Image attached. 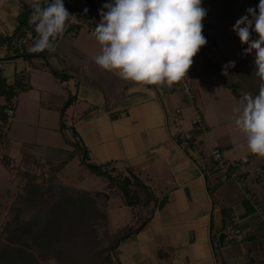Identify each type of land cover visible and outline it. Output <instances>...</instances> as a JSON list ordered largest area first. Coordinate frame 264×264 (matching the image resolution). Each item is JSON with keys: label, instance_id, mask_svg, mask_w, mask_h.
I'll use <instances>...</instances> for the list:
<instances>
[{"label": "crops", "instance_id": "crops-1", "mask_svg": "<svg viewBox=\"0 0 264 264\" xmlns=\"http://www.w3.org/2000/svg\"><path fill=\"white\" fill-rule=\"evenodd\" d=\"M25 1L28 5L29 0ZM104 3L105 0H72L71 6L82 12L87 8L100 17L98 10ZM258 3L259 0H202L208 12L202 21L207 24L203 28L207 44L201 50L210 48L204 54L210 61L221 67L218 59L225 58L219 48L222 31L229 38L239 39L232 26L247 8ZM24 19L18 0H4L0 3V36L13 34L21 23L20 30ZM210 35L216 37L213 44L208 40ZM68 45L70 40L65 35L55 55L59 58L60 51H67ZM245 47L241 45V49ZM201 50L193 58L188 77L169 87L125 81L115 72L100 68L94 61L99 49L90 52L93 56L84 53L73 62L64 60L62 66L72 73H65L67 77L59 81L47 68L48 64L55 68L51 63L36 60L33 63H39V68L27 70L25 62L18 58L22 56L11 58L0 48V76L12 82L15 74L24 70L31 84V89L15 98L13 117L26 116L39 122L42 116L45 123L47 111H53L58 115V124L54 119L55 124L51 120V126L42 127L59 129L58 108L70 99L61 129L69 127L74 134L65 139H79L88 151V162H113L126 172L132 170L146 186L141 190L144 205L139 207L135 224L137 227L143 221V227L118 246L116 259L120 264H244L250 260L264 264V177L255 179L246 173L242 175L244 182L231 176L224 178L215 170L207 146H218L227 160L250 156L263 168L264 157L249 152L245 134L234 123L233 109L238 107L232 102L235 97L216 69L206 67ZM52 63L56 64V60ZM185 83L189 91L182 89ZM196 114L202 120V131L192 125ZM173 119L180 120L178 127L172 124ZM183 132L195 139L191 146L178 142L177 133ZM66 133L69 135V131ZM24 153L56 161L32 152L21 155ZM83 180L79 177L80 182ZM256 204L263 207L262 212L256 210ZM225 207L231 211V220L226 224L221 210ZM129 211L131 220L130 208ZM228 224L240 229L231 241L224 234Z\"/></svg>", "mask_w": 264, "mask_h": 264}, {"label": "clouds", "instance_id": "clouds-1", "mask_svg": "<svg viewBox=\"0 0 264 264\" xmlns=\"http://www.w3.org/2000/svg\"><path fill=\"white\" fill-rule=\"evenodd\" d=\"M31 7L29 23L36 37L29 51H55L54 42L73 14L64 0H31ZM245 11L232 31L247 45L242 53H254V72L261 82L256 95L242 94L241 105L233 109L234 123L245 134L249 152L264 157V0ZM98 12L92 35L101 51L94 61L125 81L170 87L188 77L193 58L207 44L202 21L208 9L202 0H109ZM234 66L235 61H229L225 69Z\"/></svg>", "mask_w": 264, "mask_h": 264}, {"label": "rangeland", "instance_id": "rangeland-1", "mask_svg": "<svg viewBox=\"0 0 264 264\" xmlns=\"http://www.w3.org/2000/svg\"><path fill=\"white\" fill-rule=\"evenodd\" d=\"M67 37L70 40V45H68L67 51H60L59 58L55 52L46 54L45 57L18 58L25 62L27 70L34 71L39 68V63H33L39 60L44 64L51 63L59 72L65 74L72 72L62 66L64 60L73 62L79 55L84 53L92 55L90 52L94 49L101 50V45L95 37L84 30L71 31L67 33ZM219 48L224 53L225 58L218 59V62L226 71L230 68L225 69L227 62L235 61L236 63L239 60L242 53L241 43L239 39L229 38L223 30L219 40ZM53 59L56 60V64L52 63ZM215 66L216 61L209 60L206 63L208 69ZM71 81L70 86L73 87L74 79ZM2 101L0 98V102ZM232 102L238 107L241 105V101L236 99ZM226 107L230 108V104H226ZM224 110L228 111L227 108ZM46 117L47 119L44 120L47 122L45 123L42 121V116L39 122L36 118L30 117L29 120L26 116L22 118L12 117V123L6 132L8 146L5 145L7 142L0 146V241L4 244L0 248V264H33L35 262L37 264H77L74 256L76 251H72L75 246L79 245V250H90L96 247V238L99 236L98 227H96L94 219L87 217L84 225L86 232L75 233L74 238L71 239L72 242L66 241L67 243H65L64 241L63 247L52 248L55 244L54 241H56L52 235L58 237L61 233L60 228L55 226L57 229L55 228V232L51 233L42 224L44 215L41 216L40 213V216H35L34 214L35 211L39 210L38 207H35L34 198L42 187L45 190L48 189V198L57 195L58 186L84 188L86 191L102 194L107 201L108 219L106 227L110 234H114L124 224L131 221L129 208L122 207L124 205L121 199L106 189L107 179L104 176L92 173L87 166L82 164L79 150L61 170H55V165L60 160L65 159L77 147V144L74 143L76 139L70 140V142L65 139L66 137H73L74 132L69 127L64 129L42 127L44 124L51 126V120L53 124H55L54 119L56 122L58 120V115L53 111H47ZM65 130L69 131V135ZM208 137L211 141L210 134ZM23 152H32L39 154V156L44 155L56 161L36 165L29 160L23 165L20 156ZM4 154L13 156L14 166L6 168L3 165L2 156ZM225 155L228 156L227 151ZM92 174L94 178H92ZM31 175H35V178L30 180ZM79 177H84V180L80 182ZM43 179L47 181L43 182ZM133 185L135 184L133 183ZM34 187L37 190L35 197L32 196ZM70 222L74 226L79 223L73 217L70 218ZM135 222L138 224V220Z\"/></svg>", "mask_w": 264, "mask_h": 264}, {"label": "trees", "instance_id": "trees-1", "mask_svg": "<svg viewBox=\"0 0 264 264\" xmlns=\"http://www.w3.org/2000/svg\"><path fill=\"white\" fill-rule=\"evenodd\" d=\"M21 4L23 18L26 16L27 3L25 0H18ZM72 0H64V4L71 9ZM21 23L19 24V28ZM19 28L14 32H18ZM13 33V34H14ZM253 38L256 35H252ZM11 36H0V45L8 40ZM208 40L211 43H215L216 37L210 35ZM210 48L202 49V60L206 64L209 59L204 55L206 51ZM11 55H20L24 58H31V53H20V52H10ZM40 55L46 56V53L41 52ZM254 53L249 55L242 54L241 58L235 63L234 67L229 70L224 71L219 65H216V73L218 77L223 81L225 86L230 90L231 94L237 100L242 101V94L250 92L256 95L259 90L260 79L256 76L254 72ZM47 68L52 73L55 79L62 81L66 76L63 72H59L57 69L53 68L50 64ZM31 89V84L29 83L28 75L24 70L18 71L12 82L7 81L4 77L0 76V97L3 99V103L0 104V144L6 141V132L8 131L11 121H8L6 110H14V100L22 92H26ZM71 100L68 99L64 104L58 108L59 110V123L60 128L63 126L62 117L66 108L69 106ZM7 125L6 131L2 130L3 125ZM76 135V133H75ZM178 142L184 144V146H191L195 139L193 137L185 138L181 137V133H177ZM81 142L79 139L75 140V147L68 156L60 160L58 164L55 165V170H61L63 166L73 158V155L79 150L82 164L87 166V168L96 175L104 176L107 179L106 189L111 191L114 196H118L122 204L127 206L131 210V221L124 224L120 229L114 234H110L107 230L106 224L108 219L107 214V201L102 194L93 193L86 191L84 189L73 188L69 186H58L57 195L55 197L48 198L47 190L40 189L35 197L36 189L33 188L32 196H34L35 207L39 210L35 211V216H43V222L46 230H50L51 233L55 232V226L60 228V235H52L56 241H54L53 249L55 247H63L64 241L72 242L71 239L74 238L75 233L86 232L85 220L87 217H91L96 221V227H98V238H96L97 245L93 249L83 250L78 249L79 245L75 246L72 251H76L74 256L77 264H120L116 259V252L118 246L138 231L139 227L143 223L141 221L139 226H135V221L137 220L138 212L140 206L144 205V200L141 196V190H144L146 186L139 180V178L132 172V170L119 169L115 166V163L108 162L105 164H95L87 161L88 151L83 144L77 143ZM7 145V143L5 144ZM31 163L40 165V163H50L48 159H39L32 154L24 153L21 155L22 164L25 165L27 161ZM3 165L6 168L14 166V158L8 154L2 156ZM35 175L30 176V180L34 179ZM46 182V179L42 180ZM42 182V183H43ZM133 183L135 185H133ZM43 186V185H41ZM55 192V190H54ZM222 214L224 216L225 224L231 220V211L228 208H222ZM76 222H79L77 226H74L70 222V218ZM145 220L144 222H146ZM60 226V227H59ZM143 227V226H141ZM57 229V228H56ZM65 229V232L62 231ZM63 234V236H62ZM4 244L0 241V248ZM44 255V254H43ZM22 258V257H21ZM43 258V257H42ZM23 262V261H21ZM80 262V263H79ZM33 264H37L36 262ZM244 264H256L253 260H250Z\"/></svg>", "mask_w": 264, "mask_h": 264}, {"label": "built area", "instance_id": "built-area-1", "mask_svg": "<svg viewBox=\"0 0 264 264\" xmlns=\"http://www.w3.org/2000/svg\"><path fill=\"white\" fill-rule=\"evenodd\" d=\"M109 2V0H105V3ZM65 7L68 9L70 13L73 14V19L69 23V26L67 30L64 32V34L59 37L54 43H55V51L57 50V47L60 43V41L63 39L67 33L71 31L76 30H84L88 34L92 35V30L95 28L96 22L98 23L100 20V17L95 15L94 13L87 11V13L82 11L73 10L72 8L69 9L66 5ZM33 9L31 7V0H29V4L26 11V16L24 19L23 27L16 33L11 34V36L8 40L4 41L0 48L7 52H20V53H31V54H40L39 53H33L30 52L29 49L34 43V39L36 37V33L34 31V26L29 23V17L32 15ZM203 28L207 27V24H203ZM55 51L49 52L47 50L43 51V53L46 54H52ZM182 89L184 91H189L190 86L189 84L185 83L182 85ZM180 110L177 109L176 113H178ZM6 115L8 121L12 120V117L14 115L13 109H7ZM179 119H173L172 124L175 127H178L180 125ZM7 125L2 126V130L6 131ZM192 125L195 127L197 131H202L204 129L202 120L200 118L199 114H196L195 118L192 120ZM182 137L189 138V134L187 132L181 133ZM5 143L2 142L0 146ZM207 152L211 158V160L214 163V168L216 171L220 172L224 178L226 177H233L241 182H244V179L242 177L243 174H252L255 179H262L264 177V168L261 165L255 164L252 162L250 156H245L240 159L236 160H227L223 157L222 151L218 146H207ZM250 198L251 195H249ZM255 208L258 212L263 211V207L259 204L255 205ZM264 219V216H263ZM240 232V229L235 226L234 224H228L224 229V234L226 235L227 239L229 241L232 240V238L237 235Z\"/></svg>", "mask_w": 264, "mask_h": 264}, {"label": "water", "instance_id": "water-1", "mask_svg": "<svg viewBox=\"0 0 264 264\" xmlns=\"http://www.w3.org/2000/svg\"><path fill=\"white\" fill-rule=\"evenodd\" d=\"M17 56H20V55H12L11 58H13V57H17Z\"/></svg>", "mask_w": 264, "mask_h": 264}]
</instances>
